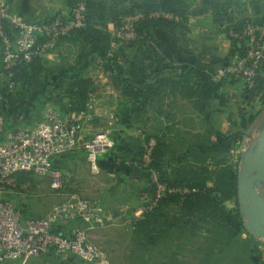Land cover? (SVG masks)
Listing matches in <instances>:
<instances>
[{
    "label": "trees",
    "instance_id": "16d2710c",
    "mask_svg": "<svg viewBox=\"0 0 264 264\" xmlns=\"http://www.w3.org/2000/svg\"><path fill=\"white\" fill-rule=\"evenodd\" d=\"M76 1L70 0V13ZM191 2L192 0H140L137 5L116 7L112 10V13H108V15L101 13V15L109 17L117 25H121L125 15L136 11L140 12L141 16L135 21L136 37L122 45L121 48L123 49L121 51L140 43L147 51L151 50L152 55L156 53L158 37L162 36L163 31L184 33L185 26L183 28H179V26L181 21L187 20ZM231 4H233L232 0H223L217 3L215 14L219 21H229L225 30L232 41L233 51L245 54L246 45L243 38L245 36L241 33L250 23L262 25L264 15L252 17L249 14H241L240 11L248 9L247 4H242L238 5L239 8L236 10V13H239L238 17L234 15V9L230 8ZM86 5V24L61 35L57 39L56 45L50 50L57 47L64 40H70L74 43L82 42L85 45L90 44L86 48L87 54H85L90 59L92 58L91 48L93 49L101 43H110L111 33L103 27V21L96 13L99 7L97 2L86 0ZM159 12H167L173 16L157 14ZM57 14L43 17L53 18ZM256 33L259 35L258 30ZM177 37L179 36L177 35ZM44 38L45 36H41V39ZM108 60L114 67V76L120 77L128 86L133 88L134 94L129 102L134 101V104L138 105L141 115H146L148 105L154 100L161 102L162 96L167 90L183 93L202 114L209 113V108L201 92L203 80L196 67L180 66L181 69H179L177 64H161L151 56L147 63L142 64L138 70L132 72L127 71L120 64L121 61L116 55ZM78 63L68 72V76L64 77L62 75L61 80L63 81H59L60 78L58 77L55 79L56 81L53 80L52 83H47L39 91L33 89V93L23 90V87L30 84V78L26 75V71L29 70L30 73V71L42 69L44 66L43 56H35L31 60H22L11 69L2 67L0 79L3 86L0 88V112L5 118V129H15L41 121L46 108L43 110L40 120L30 122L32 110L39 105H45L51 95V90L59 86L63 91H58L59 103L53 106L59 108L62 112L81 109L92 96L94 80L84 73L86 71L84 67L77 66ZM252 79V84L244 80L243 99L250 102L260 95L264 100V60L261 61ZM165 116L169 117L168 114ZM254 116L255 114L249 118L250 123H252ZM216 132L218 131L209 129L210 134H216ZM245 132L244 128L238 127L233 131H220V134L229 135L235 140H239ZM144 133L132 138L136 140V143L134 153L129 155L130 167L131 170L143 171L146 178L151 181L144 189L150 191L151 195L156 197V201L151 208L145 209L140 217L134 219L133 238L136 246L151 253V255L152 253L163 254L166 258L164 264H176L178 262L180 264H191L192 259L190 256L185 260L180 258L187 254L186 248L189 245L191 247L189 250L193 252L196 264H264L263 255L255 254V256L253 254V251L258 250V246L254 245L256 236L248 231L243 220H239V224L243 225L248 232L249 239L247 240L251 241L250 247L245 242L241 244L236 241V236L229 237L226 231L221 232L220 230L222 227L230 230V226L233 224L230 218L234 215H240L237 164L234 163L233 165V162H229L230 151L219 148L218 154L223 156L218 157V154L215 155L212 150L202 151V149H197V151H191L183 157H177L178 163L174 166L164 161L167 146L165 136L152 132L149 136ZM148 137L154 138L155 144L151 152V162L149 166H145L142 157L146 150L145 139ZM215 152L217 153V151ZM106 154L108 155V151L103 155ZM208 160L213 161V164H210ZM53 166L59 167L58 163ZM154 172H156L159 182L177 189L167 192L165 195L157 196L156 181L153 178ZM31 173L34 172L20 171L15 174V179L20 183ZM141 190L143 189L141 188ZM228 200H234L235 202L231 209L227 206ZM21 209L25 215H30L24 208L21 207ZM174 209L179 214H172L171 211ZM229 211L231 212L228 213ZM233 213L234 215H231ZM172 228L173 233H169ZM54 230L63 233L68 232V228H65L64 225L54 227ZM213 230L214 232H212ZM168 239L169 243L165 241ZM218 241L220 243L226 242L225 248L219 250L218 244V249H215ZM244 248H250L251 251L245 252ZM237 249H240L241 253L236 251ZM237 252L240 253V257H237ZM42 254L57 257L53 248L42 252ZM233 254L236 255L235 260L231 259ZM152 256L155 257L156 255ZM5 263L13 264L11 260Z\"/></svg>",
    "mask_w": 264,
    "mask_h": 264
},
{
    "label": "built area",
    "instance_id": "2783aa9c",
    "mask_svg": "<svg viewBox=\"0 0 264 264\" xmlns=\"http://www.w3.org/2000/svg\"><path fill=\"white\" fill-rule=\"evenodd\" d=\"M86 8V0H77L71 13H58L53 18L37 16L27 19L13 12L8 0H0V75L2 67L11 69L22 60L48 54L61 35L84 26ZM140 16V12L125 15L114 33L124 39L135 36V21ZM257 30L260 35V29L253 24L244 28L241 34H250L251 45L243 56L237 55L238 59L233 63L227 62L223 73L242 72L243 79L252 84V76L264 58L262 48L256 47L257 40H260ZM41 36L45 38L41 39ZM93 103L89 98L81 109L66 112L53 105L47 106L43 119L37 124L15 129H5V118L0 112V264L16 259L23 262L50 248L63 258H71L72 254L90 263L106 262L103 248L91 237V231L102 222L97 201L70 194L56 203L48 214L31 216L25 215L21 207L4 194L11 185H15V174L20 171L48 176L53 188H61L63 173L53 166L52 159L73 149L84 150L91 171H99L98 157L111 149L115 137L111 126L85 134L96 116L97 108ZM154 144L152 137L145 142V164L151 160ZM153 177L157 179L155 172ZM157 185L161 189L157 196L177 189L162 182ZM56 224L67 225L68 232L55 231ZM46 264L54 263L48 261Z\"/></svg>",
    "mask_w": 264,
    "mask_h": 264
},
{
    "label": "crops",
    "instance_id": "0c3cea01",
    "mask_svg": "<svg viewBox=\"0 0 264 264\" xmlns=\"http://www.w3.org/2000/svg\"><path fill=\"white\" fill-rule=\"evenodd\" d=\"M95 1L99 6L96 13L99 14L100 20L103 21V27L111 34L112 30L115 28V21L101 15V13H112V10L116 7H128L137 5L140 2V0ZM194 1H196V3ZM8 2L13 12L27 19L37 16H52L57 13H68L70 11V0H8ZM192 2L190 8H193L189 11V13L192 14H189L188 28L184 30V33L167 30L163 31L162 39L164 38L166 42L164 44L165 50L173 55L164 56V59L159 60V62L161 64H177L179 69H181L180 66H193L199 70L203 80L201 92L209 108V113L202 114L183 93L179 91L169 92L167 90L164 92L161 102H156V100H154L151 103V131L152 133L165 136L167 146L164 153V161L174 166L178 163L176 160L177 157H183L191 151L194 152L197 151V149H202V151L212 150L216 155L219 153V148L230 151L229 153L232 160L229 158V162H233L234 165V163L237 164L239 161L242 162L244 152L254 149L257 146L258 135L264 129V100L258 95L250 102L245 101L242 97L244 80L233 79L231 76L222 73V56L225 57L227 53L232 50V41H230L225 30V26L228 22L219 21L215 14L217 2L208 0L206 5L200 3V0H192ZM247 7V10L240 11V13H247L252 17L264 15V12L256 11V9L255 11H251L250 3L247 4ZM206 13L208 14L207 16H210L207 21L204 19ZM172 16L173 15H169V17ZM177 35L179 37H177ZM62 43L63 41L61 44ZM61 44L50 50L48 55L51 56L55 54L61 47ZM76 44L77 45L72 42L69 48L73 51L74 49L79 51L82 48L86 50L90 45H85L82 42H77ZM116 44H118V42L114 41L109 44L101 43L93 49L108 45L114 46ZM75 55H77L76 60L74 57L70 59H73L76 63L80 62L77 66L84 67L85 70L86 67L87 69L94 70L96 66L95 71L101 76L95 79L97 76L90 75L93 80L99 79L102 84L105 85L106 89L103 90L101 93L102 95L98 96V108L96 109V119L105 120V118H108L109 114L106 110L114 107V103L107 99L104 101L105 98L103 97H108V95H103V93H110L111 95L114 94L117 96L123 90L121 86L120 90L115 91L116 86H113L116 85L115 80H113L114 77L111 75V73L114 72V67L109 63V60H104L101 64H94L93 60L87 58L86 55L82 57L79 56V53ZM101 65L106 68L105 74H101ZM116 79H119V85L121 84L120 82H124L121 78L116 77ZM128 88L131 95H133V88L130 86H128ZM226 100H228V102ZM256 102H259V104L256 105ZM254 107H256L257 110H253ZM123 110L121 124L113 127L115 144L108 151V155L106 154L98 157L99 171L97 173L91 171L93 175L99 176H97L93 182H98L102 185V193L98 203V207L101 210L102 222L99 226L107 224L106 215L108 213L111 216L109 221H111V223H116V220L113 218H117L116 215L118 214V210L124 206V204L116 203L115 198L121 197L128 192V189L134 186L133 184L135 182L133 180L130 182L128 177H130L132 172L129 155L134 153L136 143V140L132 138L137 137V128H130L129 124L126 122V118L127 116L139 112L138 105L134 104V101H130L125 104ZM166 114H168L169 117L165 116ZM253 114H255V116L252 123H250L249 118ZM37 123L38 122H35L24 126H33ZM95 124L96 123H93L87 127L85 130L86 135H90L97 131ZM238 127L244 128L246 131L239 140H235L229 135L224 136L220 134V131H233ZM209 129H214L218 132H216V134H210ZM215 151H217V153ZM217 156L220 157L223 155L218 154ZM79 162L87 164L90 169L85 151L73 149L66 152L63 156H57L52 159L53 165L58 163L64 178L68 177V169H74L76 166H79ZM208 162L213 164L211 160H208ZM101 176H107V178L102 180ZM261 188L264 196V180L261 183ZM109 200H111L112 203L109 202ZM230 204L232 208L235 205L234 200H228L227 206ZM62 225L64 224H56L54 227H61ZM64 227L66 228L67 225H64ZM96 234V229H93V231H91V237L95 241L97 238ZM57 258L59 260L64 259L61 255H57ZM11 261L13 264H16L18 259Z\"/></svg>",
    "mask_w": 264,
    "mask_h": 264
},
{
    "label": "rangeland",
    "instance_id": "374dc122",
    "mask_svg": "<svg viewBox=\"0 0 264 264\" xmlns=\"http://www.w3.org/2000/svg\"><path fill=\"white\" fill-rule=\"evenodd\" d=\"M214 1H216L217 3H220L223 0H214ZM232 1H233V4H231L230 8H233L234 12H236V10L239 8L240 5L242 4L246 5L249 3L252 9L251 11H255L256 9V11L264 12V0H232ZM194 2L196 3V1ZM200 3H203V5H206L208 3V0H200ZM192 8H189V11ZM105 14L108 15V13H105ZM157 14H163V13L159 12ZM189 14H192V13L187 14L188 16L187 20L180 22L181 25L179 26V28H183L184 26L185 28H188ZM207 15L208 14L206 13L205 15L206 17L204 18L206 21L209 20L210 18V16H207ZM234 15H239V13H234ZM116 26L118 25L115 23V27ZM253 26L256 29H260V35L257 36V38H260V40H257L259 43H256V47L257 48L261 47L264 52V24L262 25L253 24ZM114 30L115 28L112 30L110 42H113V41L118 42V44H116L118 46L108 45L105 47L102 46V48H95V49L91 48L92 50L90 51V54L92 56L91 59L93 60L94 64H101L103 63L104 60H108L110 57H113L116 55L119 61H121L120 64L123 67H125L127 71L133 72V71L138 70L142 64L147 63L148 62L147 60H150L151 56H153L156 60L159 61V60H163L164 56L167 57V56L173 55V54L172 55L169 54L165 50L164 44L166 42L164 38L162 39V36L158 37V45L156 48V53H153L152 55H151V50L147 51V49L140 43L136 44L132 48L128 47V48H125L124 51H121V49H123L121 48V46L124 45L127 41L135 38L136 34L135 36L131 38L124 39L121 36L116 35L114 33ZM243 36H245L243 38L245 39L244 43L246 45V51H247L248 47H250L251 45L252 38L249 33L248 35H243ZM71 44L72 42L70 40L63 41V43L61 44V47L55 52V54L51 56H49L48 54L44 55L43 56L44 66L42 67V69L39 68V71L33 70V72L30 71L29 73V70H27L26 75L30 78L29 79L30 84H28L29 86L27 87H23V90H27V92L33 93V89L35 91H39V89H42L43 87H45L47 83L49 82L52 83V81L58 77L60 78L59 81H63L61 80L62 75L64 77L68 76L69 75L68 72L75 67L72 64H75L76 62H74V60L70 58L74 57L76 60L77 55L75 54L79 53V56L81 57L87 54V50L83 48L79 51L75 49L74 51L71 50L69 48L71 47ZM74 44L77 45L76 43ZM237 55L243 56L244 54L238 51H233L232 49L229 53H227L225 57L222 56L221 65L224 67L227 62L233 63L234 60L238 59ZM262 60H264V58ZM101 68H102L101 74L103 73L105 74L106 68L102 65H101ZM95 69H96V66L94 70H90L86 68V71L84 73L89 76L90 75L91 76L94 75L95 77L97 76L95 79H97L98 77L100 78L101 77L99 76L100 74L97 71H95ZM223 74L228 75V76H230L229 74H232L231 77L233 79L245 80L242 77L244 74L242 72L240 73L225 72ZM111 75L114 77L113 80H115V83H116V85H113V86H116L115 91L120 90L121 86L123 87V90L117 96H115L114 94L111 95L110 93H106V94L103 93V95H108V97L106 96L103 97L105 98L104 101H106V99L111 101L112 103H114V107L106 110L107 113L110 114V116L108 118H105V120H97L95 116L94 121L95 120L97 121L93 123H96L95 127L97 128V130L105 129L110 126L115 127L118 124H121L122 114L124 112L123 109L125 107V104H127L129 100L132 99V96H133L131 95L128 85L126 84L125 81L123 83L120 82L121 84L119 85L118 83L119 79H116L113 72L111 73ZM117 78H120V77H117ZM95 79H94V88H93L94 91H92V96L90 97V99L94 101L93 106H95V108H98V101H99L98 96L102 95L101 93L106 88H105V85H103L99 79H98L99 81ZM1 81L2 80L0 79V88H2L3 86V83ZM59 87L51 90V95L48 97V101L45 103V105H41V106L39 105L40 107L39 106L35 107V109L32 110V113L30 114V122L40 120L42 112L47 106H52L54 104L59 103L58 101L59 96L57 95V93L58 91L59 92L63 91ZM109 94H110V97H109ZM95 101H96V104H95ZM226 101L228 102V100ZM258 104L259 102H256V105ZM253 110H257V108L254 107ZM95 115H96V109H95ZM126 119L125 120L129 124L130 128H133V129L137 128V135L144 133L145 130H146L145 132L146 135H149V136L151 135V132H152L151 127H150L151 126V103L148 105V110L145 116L137 112L134 115L127 116ZM148 139L149 137L145 139V142H147ZM142 158H143L142 159L143 164L145 166H149L151 160L149 163H147L148 164L147 165L144 163L145 161L144 156ZM230 159L232 160L231 156H230ZM240 163L241 161L237 162V171H239L241 167ZM79 164L80 165L76 166L74 169H70V168L68 169L67 171V173H69L68 177L67 178L63 177L62 186L59 189H55L51 186V180L48 176H42L40 174L31 173L25 178V180L21 181L20 183L17 182V179H15V185L14 186L11 185L10 186L11 189H8V191L4 194L5 196H7V198L12 200V202L15 203L17 206H21L22 208H24L26 212H28L31 216H43V215L48 214L56 203L61 202L67 195H70V194H76L79 196H85V197L91 198L97 201V204H98L101 193H102L101 192L102 185L99 184L98 182H95V183L93 182V180L98 175H93L91 170L88 168L87 164H83L82 162H79ZM156 177H157V174H156ZM101 178L103 180L104 178L106 179L107 176H101ZM153 178L155 180V177ZM150 179H151V175H150ZM128 180L130 182H132V180L135 181L133 184L134 186H131L129 189L127 188L128 192L123 194L121 197L115 198L116 203L124 204V206L119 208L118 210L119 215L118 214L116 215L117 218H113L116 220L115 221L116 223H111V221H109L111 216L108 213L106 215L107 222L105 221L107 224L104 226L101 225L96 228V233H97L96 242L99 243V245L103 248L105 255H106V262L104 264H164L166 258H164L163 254L152 253V255H156L155 257H153L151 253L139 249L136 246L134 242V238H133L134 219L136 217H140L144 213L145 209L151 208L156 201V197L152 196L150 191L144 189L146 188V186H148V184H150L151 181L148 180L146 176L143 174V171L141 172L140 170H136V171L132 170L130 177H128ZM155 181H156V195H157L161 189L160 187L158 188V185H157V183L159 182L158 178ZM108 182H111V181H108ZM141 188L144 191L141 190ZM109 202L112 203L111 200H109ZM230 206L231 204L228 206L229 209H231ZM230 212L231 211H229L228 213ZM171 213L176 214V215L179 214L178 211H176V209L171 211ZM239 214L240 215H234V213L231 214V215H234V217L229 215L232 217L230 219H232V223H233L230 226V230L228 228L226 229V227H222L220 230L221 232L226 231L229 237L236 236V241H239V243L241 244L245 242L246 245L250 247L251 241L247 240L249 239L247 236L248 232L246 229H244L243 225L239 224V220L244 221V214L241 211V208H240ZM172 230L173 228L171 229V232L169 233H173ZM248 231L250 232L249 229ZM212 232H214V230ZM165 241L169 243V239ZM210 243H207V244H210ZM225 243L226 242L220 243V241H218L215 249H218V246H217L218 244H219V250L225 248ZM150 245H151V242H150ZM254 245L258 246V250L253 251V254L264 256V239L262 237L256 236ZM227 248H230V247H227ZM238 248H239V245H238ZM186 249H187L186 251L187 254L183 255L180 258H183L185 260L187 259L188 256H190L192 259L191 264H196V261L193 257V252L189 250L191 249L190 245ZM244 250L245 252L251 251L250 248H247V249L244 248ZM236 251H239L241 253L240 249H237ZM239 252L236 253L237 257H240ZM236 255L235 254L231 255L232 256L231 259L235 260ZM70 256L71 258H64V259L59 260L55 255L52 256L49 254L39 253L38 255L31 256L26 261L22 262V260H18L16 264H46L48 261L54 264H95V263L86 262L82 260L81 258L75 255H72V254H70ZM242 256H244V254H242ZM3 264H6V263H3ZM176 264H180V263L178 262Z\"/></svg>",
    "mask_w": 264,
    "mask_h": 264
},
{
    "label": "water",
    "instance_id": "95a60500",
    "mask_svg": "<svg viewBox=\"0 0 264 264\" xmlns=\"http://www.w3.org/2000/svg\"><path fill=\"white\" fill-rule=\"evenodd\" d=\"M264 129L258 135L257 146L243 153L238 171L239 206L245 224L255 235L264 239Z\"/></svg>",
    "mask_w": 264,
    "mask_h": 264
}]
</instances>
